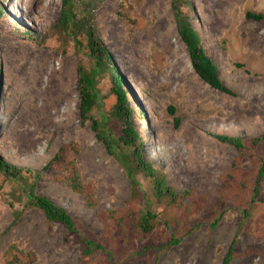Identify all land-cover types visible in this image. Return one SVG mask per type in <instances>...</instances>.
<instances>
[{"label":"rangeland","instance_id":"obj_1","mask_svg":"<svg viewBox=\"0 0 264 264\" xmlns=\"http://www.w3.org/2000/svg\"><path fill=\"white\" fill-rule=\"evenodd\" d=\"M173 2L194 23L231 94L195 73L177 32ZM259 3L75 0L76 18L94 27L112 74L122 77L140 154L183 193L170 203L157 198L151 178L141 174L133 194L121 163L96 137L92 121L81 118L78 69L90 73L95 63L85 34L73 37L59 26L62 0H0V159L33 173L13 178L0 172V264H9L14 247L28 255L23 264H147L148 257L152 264H221L231 244L229 264H264V176L251 203L264 161V45H249L239 35L240 29L264 35ZM247 11L262 19L247 18ZM161 18L168 35L157 44L158 32L148 27ZM60 83L62 95L56 91ZM111 83L110 72L99 69L98 101L90 116L119 143L109 115L116 103ZM58 122L65 123L64 131ZM217 134L243 137L244 148ZM256 137L262 139L253 143ZM61 148L93 186L95 206L62 180L65 172L52 160ZM36 172L41 176L35 193L77 217L106 244L105 253L84 256L74 233L48 222L29 203L27 185ZM148 211L156 216L148 235L129 226L122 229L127 233L115 229L113 221H140ZM171 238L180 241L164 252L146 250Z\"/></svg>","mask_w":264,"mask_h":264},{"label":"trees","instance_id":"obj_2","mask_svg":"<svg viewBox=\"0 0 264 264\" xmlns=\"http://www.w3.org/2000/svg\"><path fill=\"white\" fill-rule=\"evenodd\" d=\"M75 0H62V9L59 17V26L64 33L72 34L76 37L79 33H84L87 39V50L89 51L90 58L94 61L95 67L90 73L84 71L80 66L78 69V90L81 97L80 115L81 118L92 121L91 125L96 137L103 142L107 151L115 156L123 166L130 184L132 186L133 194L136 193L138 187L137 175L141 174L151 178L152 189L154 195L157 198L165 197L170 203H175L183 193L176 192L167 182L164 172L155 168L149 161H146L139 152L137 141L139 139L138 133L132 127L131 123V111L127 105L126 92L121 87L122 77L118 74H112L111 68L108 66L110 62V56L104 49L103 45L98 40L95 29L88 20L76 18L74 11ZM172 8L176 19V27L178 35L186 45L188 55L191 61V65L195 73L210 87L222 92L231 94L233 91L226 85L220 78L219 69L217 64L208 56L204 46L201 43V37L197 31L194 23L181 11L180 7L173 2ZM247 18L262 19V14L246 12ZM99 69H105L111 74V91L116 96V103L114 104L109 115L116 121L118 127V140L119 143H115L112 136L102 129L101 123L98 120L92 119L90 113L98 101V91L95 86V76ZM170 113L174 114V108L168 107ZM175 122L178 123L179 119L175 117ZM216 137L222 141H226L237 150L244 148V138L238 136H230L224 134H217ZM261 137L252 139L253 143L261 141ZM55 166L58 169L64 170V180L69 189L80 192L83 194L84 202L87 206L93 207L97 204L94 196L93 186L88 182H84L81 179L80 172L77 169L74 159H67L64 153V149L61 148L54 155L53 159ZM0 172L13 178H24L23 174H33L30 169L20 168L10 165L0 159ZM25 176V175H24ZM40 172L34 173V182L27 185V194L29 203L38 208L45 216L48 222L59 223L64 226L68 231L74 233L75 239L80 247V250L84 256L91 257L94 253H105L107 251L106 244L96 237L92 231L82 223L77 217L71 215L64 207L58 205L50 198L42 194L35 193L34 185L39 180ZM264 176V161L258 169L255 177L251 203L256 201L259 193L260 182ZM155 214L151 212L143 213L140 217V221H113L114 227L117 231L121 230L125 226L134 228L138 234L148 235L154 228L153 221ZM126 222V223H125ZM215 224H213L214 226ZM129 229H124L122 232L127 233ZM180 240L171 238L167 242L159 245L158 247L151 248L146 247V250H157L164 252L170 245L178 243ZM9 249L8 253L9 264H23L25 253L19 250ZM142 254L144 251H138ZM13 253V254H12ZM233 244L229 247L227 253L224 255L221 264H229L232 260ZM150 255V254H149ZM28 258V257H27ZM147 264H152L150 257L147 258Z\"/></svg>","mask_w":264,"mask_h":264},{"label":"bare ground","instance_id":"obj_3","mask_svg":"<svg viewBox=\"0 0 264 264\" xmlns=\"http://www.w3.org/2000/svg\"><path fill=\"white\" fill-rule=\"evenodd\" d=\"M231 1H236L237 2V1H240V0H231ZM256 1L264 4V0H256ZM153 6H158V8L160 10L161 6H159V5H153ZM158 8H157V10H158ZM165 27H166V22H165V19H163V18H161L160 20H158V22H156V23H154V24H152L151 26L148 27L149 31H151V30L155 31L156 30V32H158L159 36L157 37V39H158L157 40V44H161V43H163V40H165V36L167 34V33L164 32V30H166ZM237 32H238V30H237ZM239 35H240L241 39H244L249 45H252V46H255V47L264 45V35L263 34H259V33L254 32V31H245V30L240 29ZM163 46L165 47L167 45H163ZM169 75L172 76V74H169ZM56 91L60 92L58 95H62L64 93V89H63L62 83H60L57 86ZM58 124H59V126L62 125L60 130L64 131V128L66 126L65 123L64 122L63 123L58 122Z\"/></svg>","mask_w":264,"mask_h":264}]
</instances>
